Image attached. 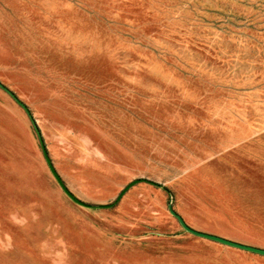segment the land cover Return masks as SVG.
Returning <instances> with one entry per match:
<instances>
[{"label": "rangeland", "instance_id": "obj_1", "mask_svg": "<svg viewBox=\"0 0 264 264\" xmlns=\"http://www.w3.org/2000/svg\"><path fill=\"white\" fill-rule=\"evenodd\" d=\"M0 264H264V0H0ZM136 181L117 200L130 182Z\"/></svg>", "mask_w": 264, "mask_h": 264}, {"label": "water", "instance_id": "obj_2", "mask_svg": "<svg viewBox=\"0 0 264 264\" xmlns=\"http://www.w3.org/2000/svg\"><path fill=\"white\" fill-rule=\"evenodd\" d=\"M0 88L5 91L20 107H22V109L25 111V113L27 114L31 124H32V127L36 133V136H37V139H38V142H39V145H40V149H41V152H42V155H43V158L46 162V165L51 173V175L53 176V178L55 179V181L57 182V184L59 185L60 189L63 191V193L71 200L73 201L74 203H76L77 205L79 206H82V207H85V208H94V207H99V208H108L111 206V204H108V205H100V206H93V205H90L88 203H85L83 202L82 200H80L79 198H77L67 187L66 185L64 184L63 180L61 179L60 175L57 173L56 169L54 168L51 160H50V157L48 155V152H47V149H46V146H45V143H44V140H43V137L41 135V132L30 112V110L28 109V107L25 105V103H23L16 95L14 92H12L8 87H6L4 84H2L0 82ZM136 181H132L130 183H128L123 189L122 191L119 193L118 197H117V200L121 198V196L126 192V190L132 186ZM168 209H169V212L174 216L176 217V219L178 220L179 224L181 225V227L195 235V236H198V237H202V238H205V239H209V240H212V241H216L218 243H221V244H224V245H227V246H231V247H234V248H238V249H242V250H245V251H249V252H252V253H256V254H259V255H262L264 256V249L263 248H259V247H255V246H251V245H246V244H242V243H238V242H235V241H231V240H228V239H225L223 237H220V236H217V235H213V234H209V233H205V232H201V231H197L193 228H191L190 226H188L184 220L182 219L181 216H179L171 207V205L169 204L168 205Z\"/></svg>", "mask_w": 264, "mask_h": 264}]
</instances>
